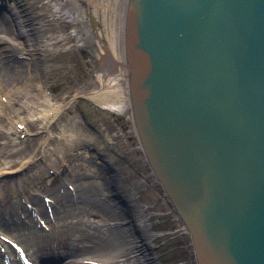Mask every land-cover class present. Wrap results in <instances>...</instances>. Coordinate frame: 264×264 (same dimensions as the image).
Listing matches in <instances>:
<instances>
[{"label": "water", "instance_id": "95a60500", "mask_svg": "<svg viewBox=\"0 0 264 264\" xmlns=\"http://www.w3.org/2000/svg\"><path fill=\"white\" fill-rule=\"evenodd\" d=\"M133 125L196 264H264V0H129Z\"/></svg>", "mask_w": 264, "mask_h": 264}, {"label": "rangeland", "instance_id": "374dc122", "mask_svg": "<svg viewBox=\"0 0 264 264\" xmlns=\"http://www.w3.org/2000/svg\"><path fill=\"white\" fill-rule=\"evenodd\" d=\"M23 2L36 27H40L38 35L46 66L39 71L34 64L32 72L9 79L7 88L0 85V154L3 155L0 166L11 160L8 156L12 152L18 162L24 154L32 160L28 170L12 168L7 170L13 172L12 175L0 177V204L5 205L14 195L18 198L21 194L29 197L47 194L64 181L86 177L89 174L84 171L85 166L90 164L86 160H93L90 156H97V151L118 166L122 186L135 197L138 210L149 216V231L158 236L153 250L158 264H194L187 232L159 192L161 184L144 156L131 118L122 111L100 106L90 98L102 91L99 75L114 76L112 70L101 72L97 65L102 58L97 33L102 19L96 18L101 17L100 14L95 17L96 4L91 0ZM25 50L18 49L17 53L25 54ZM9 66V71L14 70ZM63 104L69 105L50 119L49 125L36 123L35 120L47 112L53 115L54 107ZM9 116L16 119L13 124H8ZM18 118L26 120V132ZM88 124L97 131L93 132ZM70 129L76 135L73 145L69 143ZM10 130H18V135H7ZM89 147H94L95 151H89ZM24 149L26 153H22ZM21 181L27 185L20 189L16 183Z\"/></svg>", "mask_w": 264, "mask_h": 264}, {"label": "bare ground", "instance_id": "6f19581e", "mask_svg": "<svg viewBox=\"0 0 264 264\" xmlns=\"http://www.w3.org/2000/svg\"><path fill=\"white\" fill-rule=\"evenodd\" d=\"M91 2L97 7L95 17L100 14L101 17L96 18L102 19V25L97 29L102 58L97 65L101 72L112 70L114 76L112 78L108 73L99 75L102 91L90 98L100 106L122 111L133 121L129 70L124 48L129 0ZM22 3L21 0H0V9L6 7L0 12V44L4 47L0 49V73L4 81L0 85L3 89L9 86V79L32 72L34 64L39 71L41 66H46L42 65L43 50L38 35L40 27H36L37 23L31 19L30 11L25 7L27 4ZM21 48L26 49L25 54H21L26 60L17 53ZM7 65L14 70L9 71ZM68 105L55 106L53 115L47 112L35 120L36 123L49 125V120ZM18 119L24 124L23 131L26 132V120ZM13 120V116H9L8 124H13ZM69 132V143L73 145L76 135L72 134L71 129ZM6 134L14 137L18 135V130H10ZM141 149L144 153L142 146ZM22 153H26V150ZM27 156L24 154L18 162L12 152L8 156L11 160L0 166V177L13 173L7 171L12 168L28 170L32 160L27 159ZM0 157L3 155L0 154ZM90 158L95 163L92 165L89 159L86 160L90 163L85 166L84 171L89 174L86 177L64 181L46 196L33 194L29 197L26 194L17 198L12 195V199L5 205L0 204V264H5L7 260L21 264L14 249L15 244L26 250L33 264H45L41 263L42 260L51 263L55 261L54 258L61 260L58 264H158L153 252L158 236L149 231V216L134 206L135 197L122 186L123 178L117 171L118 166L108 163L104 157V164L99 157L93 155ZM16 185L21 189L27 183L21 181ZM53 192L55 194L51 197ZM169 203L172 208L171 200ZM187 235L191 238L188 232ZM191 250L193 252V248Z\"/></svg>", "mask_w": 264, "mask_h": 264}]
</instances>
